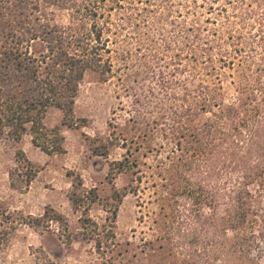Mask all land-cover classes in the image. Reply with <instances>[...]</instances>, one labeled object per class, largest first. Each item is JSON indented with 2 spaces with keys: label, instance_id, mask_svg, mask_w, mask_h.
Returning <instances> with one entry per match:
<instances>
[{
  "label": "trees",
  "instance_id": "1",
  "mask_svg": "<svg viewBox=\"0 0 264 264\" xmlns=\"http://www.w3.org/2000/svg\"><path fill=\"white\" fill-rule=\"evenodd\" d=\"M173 12L183 18L167 19L175 30L163 33V53L152 46L150 55L165 66L188 59L217 82L201 80L194 91L183 84V98L174 95L183 108L178 120H199L183 122L174 135L180 177L167 169L171 219L163 238L173 245L164 264H264V0H0V138L30 134L41 150L63 152L65 136L60 125L46 124L48 110H62V123L78 127L74 105L86 73L108 79L114 57L125 73L137 69L142 48L131 37L156 41L142 24L153 16L162 27ZM172 43L178 51L167 61ZM220 69L230 70L224 75L235 101L223 98ZM170 84L163 79L165 89ZM95 153L107 155V146ZM109 165L110 176L135 167L130 155ZM98 198L81 176L73 178L69 200L106 255L117 244L114 232H97L101 225L87 215ZM51 220L65 221L61 214Z\"/></svg>",
  "mask_w": 264,
  "mask_h": 264
},
{
  "label": "rangeland",
  "instance_id": "2",
  "mask_svg": "<svg viewBox=\"0 0 264 264\" xmlns=\"http://www.w3.org/2000/svg\"><path fill=\"white\" fill-rule=\"evenodd\" d=\"M178 14L165 15L162 27L153 16L148 25L142 24L156 41L142 44L136 39L138 34L131 37L133 48H142L137 69L125 73L123 61L114 57V71L108 79L94 71L86 73L74 105L78 127L62 123V110H48L46 124L60 125L65 136L63 152L41 150L30 134L20 141L0 138V264H108L106 258L109 264L167 262L173 244L163 238L171 219L170 199L164 198L171 183L166 171L179 164L174 135L181 133L183 122L199 120H178L183 108L178 107L181 100H175L174 95L183 98V84L194 91L201 80L210 85L217 82L199 67L194 69L188 59L171 61L178 51L173 43V51L166 57L169 65L150 55L152 46L163 53V33L175 30L169 20L183 18ZM40 49L41 44L34 43L33 50ZM145 60L147 66H143ZM177 64L181 71L173 67ZM229 72L220 69L227 103L237 98L231 78L224 75ZM163 79L171 82L169 88H164ZM193 97L191 93L188 99ZM103 145L107 155L96 154L95 149ZM126 155L135 167L110 176L109 164ZM77 176L87 190L94 188L99 196L87 212L101 225L97 232H114L117 244L106 255L97 251L96 242L82 226L84 211L75 210L69 200ZM53 214H61L65 221H49Z\"/></svg>",
  "mask_w": 264,
  "mask_h": 264
}]
</instances>
